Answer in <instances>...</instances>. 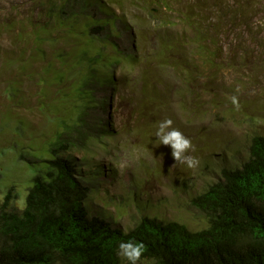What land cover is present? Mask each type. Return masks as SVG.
Returning a JSON list of instances; mask_svg holds the SVG:
<instances>
[{"label":"rangeland","instance_id":"rangeland-1","mask_svg":"<svg viewBox=\"0 0 264 264\" xmlns=\"http://www.w3.org/2000/svg\"><path fill=\"white\" fill-rule=\"evenodd\" d=\"M51 1L0 0V205L9 194L8 208L20 212L34 176L46 170L50 148L65 140L71 148L61 155L92 176L88 215L124 232L142 217L189 231L205 228L191 200L222 169L245 162L252 137L264 135V20L256 21L258 33L225 40L222 68L193 74L190 84L152 60L155 40L147 35L145 54L115 67V85L95 90L84 104L66 89L71 79L55 77L64 66L54 55L72 49L64 58L70 63L79 48L48 22ZM128 18L137 33L151 27ZM150 93L159 100V123L171 119L191 139L195 150L187 155L199 159L197 167L175 163L170 146L155 135L159 123L150 129V120L139 115ZM100 121L111 122L109 135L100 133Z\"/></svg>","mask_w":264,"mask_h":264},{"label":"trees","instance_id":"trees-1","mask_svg":"<svg viewBox=\"0 0 264 264\" xmlns=\"http://www.w3.org/2000/svg\"><path fill=\"white\" fill-rule=\"evenodd\" d=\"M128 16L151 27L137 33ZM261 19L264 0H52L48 22L79 48L70 63L64 58L72 49L54 55L64 66L55 77L71 79L66 89L88 104L95 90L115 85V67L145 54L148 35L155 40L152 60L190 84L193 74L219 71L224 41L243 31L258 33ZM147 95L138 113L150 120L151 129L159 123L160 104ZM110 123L100 121L101 134L112 132ZM70 148L65 140L50 148L46 170L34 176L20 212L8 208L9 194L4 197L0 264H129L117 255L122 241L144 244L137 264H264V135L252 137L245 162L222 169L220 178L191 200L207 222L198 231L142 217L124 232L88 215L84 203L92 176L61 155Z\"/></svg>","mask_w":264,"mask_h":264},{"label":"clouds","instance_id":"clouds-1","mask_svg":"<svg viewBox=\"0 0 264 264\" xmlns=\"http://www.w3.org/2000/svg\"><path fill=\"white\" fill-rule=\"evenodd\" d=\"M232 103L239 108L238 100L235 96L231 97ZM171 119H164L158 125L156 137L160 144L170 146L171 155L175 163H184L188 168H195L200 161L197 157L187 155L189 150L194 151V146L190 138L186 137L181 131L174 128ZM144 244L135 241H122L118 245L117 255L125 258L129 264H137L141 258Z\"/></svg>","mask_w":264,"mask_h":264}]
</instances>
